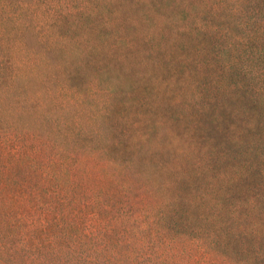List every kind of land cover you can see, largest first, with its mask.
<instances>
[{
	"label": "trees",
	"instance_id": "trees-1",
	"mask_svg": "<svg viewBox=\"0 0 264 264\" xmlns=\"http://www.w3.org/2000/svg\"><path fill=\"white\" fill-rule=\"evenodd\" d=\"M110 1L127 9L129 2L142 0ZM198 1L193 11L222 3ZM226 1L229 14L242 19L243 27L250 30L230 47L233 54L227 60L233 69L229 82L221 87L220 79L216 80L215 92L241 90L242 109L264 120V0ZM90 3L0 0V124L16 123V135L22 140L16 169L0 164V208L5 209L0 225L16 230V238H11L16 239V253L21 257L16 264H188L186 258L194 245L228 257L227 252L233 249L230 238L249 234L252 229L260 234L262 220L230 230L222 213L234 204L221 201L224 188L219 185L214 184L207 194L172 193L167 182L170 169L152 156L160 149L178 148L175 136H167V142L154 137L146 127V113L137 114L134 121H114L111 106H118L114 98L125 106L114 91L134 77L128 64L140 60L116 44L84 47L78 37H71L65 48L58 42L64 36L54 32L64 29V21L71 16H87L92 10ZM120 20L123 24L124 18ZM70 27L78 29L76 23ZM98 34L100 39L103 34ZM100 60L105 62L95 73L100 71L108 84L90 85L85 99L75 82L77 72ZM100 93L104 98H99ZM7 95L13 96L10 104ZM33 140L46 141L31 145L40 160L23 162ZM46 149L58 157L46 154ZM205 158L196 164L199 170L187 173L205 170ZM89 160L91 165L85 170L83 162ZM41 161L46 164L44 170L38 167ZM114 164L137 183L118 182L114 173L103 176ZM254 174L264 176V158L261 168L254 167ZM88 180L117 184L116 195L106 192L99 197L100 190L85 188ZM258 195L264 201V196ZM15 198L16 214L7 206ZM232 220L239 224V218Z\"/></svg>",
	"mask_w": 264,
	"mask_h": 264
},
{
	"label": "rangeland",
	"instance_id": "rangeland-1",
	"mask_svg": "<svg viewBox=\"0 0 264 264\" xmlns=\"http://www.w3.org/2000/svg\"><path fill=\"white\" fill-rule=\"evenodd\" d=\"M200 2L131 1L128 3L130 8L125 9L118 8L117 3L110 0H91L88 8L92 10L87 16H71L64 21V29L56 28L54 32L60 31V35L64 36L58 42L65 48L70 46L71 37H78L81 40L79 45L84 47L92 43L105 46L116 44L118 49L127 48L132 58L135 54L136 59L140 60L128 64L129 72L134 77L130 75L131 80H126L121 89L114 91V96L125 104L123 108L114 98L118 104L111 106L116 116L114 121H134L132 119L137 114L146 113V127L154 137H161L162 141L167 142V136H175V146L178 148L170 151L160 149L152 156L170 169L167 182L172 193L180 192L184 196L207 194L215 185H219L224 188L220 194L221 201L234 204V208L230 207L222 213L230 230L246 228L258 218L264 225V201L258 195L261 193L264 196V176L254 174V167L261 168L263 164L264 120L253 116V111L242 109L241 90L221 89L220 94L215 92L214 86L219 79L221 87L229 82L228 75L233 69L227 60L233 54L230 47L237 37L250 28L243 27L242 19L229 14L226 0L193 11V5ZM121 17L124 18L123 24ZM70 23H76L78 29L74 31ZM91 26L96 31L90 29ZM106 31L109 33L106 34ZM99 32L103 34L100 39ZM104 62L100 60L89 69L83 65L78 70L75 82L85 99L90 85L108 84L100 71L95 73L96 68H101ZM13 91L16 101V90ZM101 94L100 99L104 98ZM6 97L10 104L13 96ZM4 123L0 124V164L16 169V155L22 140L16 135V123ZM35 141L28 143V152L21 158L23 162L38 159L31 151V145H44L46 141ZM49 153L54 158L58 157L53 150L46 149V154ZM204 156L208 160L206 169L196 170L195 174L187 173L191 169H198L196 164ZM83 164L86 170L91 162L84 161ZM242 164L252 167H241ZM116 166H109L107 172L102 173L103 176L114 173L118 182L137 183L127 176L125 170ZM38 167L44 170L46 164L41 161ZM182 170L185 173L178 176ZM90 173L94 174L95 170L91 169ZM93 182L88 180L85 188L100 190L103 193H97L99 197L108 193L116 195L114 188L117 184ZM92 184L95 186H90ZM7 206L11 213L16 214V198ZM4 213L5 209L0 208V217ZM234 216L240 220L237 225L232 220ZM0 232H4L3 237L0 235V264H16V260L20 261L21 258L16 253V239H11L13 236L16 238V230L0 225ZM230 245L233 249L227 252L228 257L205 252L194 245L195 252L192 249L191 256L186 260L188 264H264V226L260 234L252 229L249 234L230 238Z\"/></svg>",
	"mask_w": 264,
	"mask_h": 264
}]
</instances>
